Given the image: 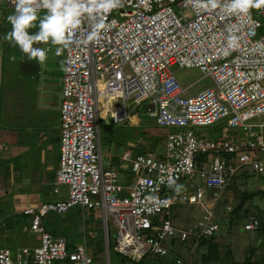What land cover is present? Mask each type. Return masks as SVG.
Listing matches in <instances>:
<instances>
[{"label":"built area","instance_id":"built-area-1","mask_svg":"<svg viewBox=\"0 0 264 264\" xmlns=\"http://www.w3.org/2000/svg\"><path fill=\"white\" fill-rule=\"evenodd\" d=\"M207 2L121 0L105 14L97 39L88 40L92 28L84 20L69 47L58 45L63 74L52 191L60 197L22 209L23 230L37 243L0 246V264H97L85 241L69 249L63 236L44 225L50 214L73 207L101 210L107 256L113 227V250L133 261L172 255L175 264H193L191 257L184 261L175 253L169 239L211 235L219 228L215 217L230 179L242 170L264 174V5L237 13L226 9L229 0H218L215 8L204 7ZM2 4L15 7L13 0ZM174 65L198 68L213 84L188 94L197 81L182 85ZM117 98L144 102L155 125L177 130L167 133L163 154L136 153L129 174L105 167L99 144L102 100L115 121L128 118L125 106H110ZM223 121L237 129L234 137L210 138L193 130ZM4 148L0 142V154ZM184 181L177 191L176 184ZM192 182L193 192L186 191ZM60 186L66 187L64 195ZM178 202L198 205L203 216L177 228L171 210ZM223 208L226 216L231 205ZM236 220L251 231L264 223V214Z\"/></svg>","mask_w":264,"mask_h":264},{"label":"rangeland","instance_id":"rangeland-1","mask_svg":"<svg viewBox=\"0 0 264 264\" xmlns=\"http://www.w3.org/2000/svg\"><path fill=\"white\" fill-rule=\"evenodd\" d=\"M172 7L177 14H180L182 11L176 4H173ZM14 12L15 8L6 10L7 15L14 14ZM45 12L46 10H41L39 15L42 17ZM38 23L39 21L37 20V26L29 29L30 33L36 30L35 28L38 27ZM43 45L44 44H41L37 47H41ZM53 49L47 53V60L43 65H41L38 60H30L27 58L29 59L30 63L34 64V67L36 66V72H32V78L27 82V84H29L27 87L30 90L27 92L29 97L33 96V98H35V96L39 95L42 83L45 82V78H43V75L41 76V72L43 73L44 70H47V73L53 77L52 81L54 84H57L59 76L62 73V61L61 57H59V62H57L58 64L55 62L53 58ZM45 66L48 68L44 69ZM172 71L184 86L197 81L187 92L191 95L203 89L204 87L213 84L212 80L209 77L203 76V73L198 68H183L174 65L172 66ZM52 88L54 89V87ZM57 89L59 92V87H57ZM21 93H18L19 96H21ZM51 95L57 96V94L54 93ZM45 102L46 100H44V106L46 105L44 109L48 108V110H50V102ZM109 104L114 108H122L124 106L120 98L110 99ZM125 105V111L129 117L120 121H115L113 118H111L112 116L110 113L106 111L107 103L104 100L100 102L99 137L101 153L104 161L103 163L105 165V161L109 158L108 156H110L111 152H114L118 157H120L126 150H131V157H133L138 150L146 153H155V151L160 152L161 143H159V139L157 137L163 136V138H165L167 133L177 131L175 128L159 127L155 125L153 118L146 115L147 112L144 109V102L139 105L131 102V100H128ZM44 109L43 112L46 114L47 110ZM52 115L53 111H49L48 115L38 117L39 120L36 119V122L40 123L41 125H50V116ZM193 130L195 131L196 135H204L210 138H220L223 134H226L228 137L230 135L231 137H234L233 135L238 133L237 129L227 127L225 121L218 122L207 127H195ZM155 154L157 155L158 153ZM131 157H129V160ZM185 183L186 181L176 184V188L177 186L181 188ZM193 185L194 183L192 182L190 187L188 186L186 188V191L193 192ZM262 187H264V178L260 179L255 175L250 176L246 181H242L241 178L238 181V188L241 190L252 191ZM223 198H227V200L231 202L235 200L234 194L230 191H225ZM7 202L8 204H6ZM11 203L12 201L10 199H0V246L14 248L30 243L27 241L32 240L30 237L32 235L23 231L20 224L21 222H25V219L20 215H15V211L13 210L14 207ZM253 203L256 204L258 208L264 210V201L255 198L253 199ZM21 209L22 208H20V210ZM1 210L4 211L2 212ZM171 211L174 225L177 228H181L197 221V219H200L204 214V211L198 205L187 203L183 204L181 202L175 203ZM257 213V208L251 206L249 214L256 215ZM215 220L220 226L218 231L219 234L224 236L222 241L231 244L236 258H243L245 246L249 243H254L253 241H255L253 231L244 230L241 221L236 220L232 223L231 233H229L228 220L226 217H216ZM44 225L46 229L53 235H61L67 241H69V245L71 244L69 249H72L74 245H76L79 241H82L84 238L83 236L85 235V243L87 245L88 253L93 257L101 255L100 258L97 259L99 264H147L144 262L141 263L138 261H133L127 256L119 254L113 250L112 247L115 238V231L113 227H111L112 247L109 251V255H106L107 253L104 249L106 236L100 209L94 208L93 210L83 212L80 207H73L62 214H50L47 218H45ZM150 257L152 256L148 255L146 257L147 259L144 260L150 263L151 259H148Z\"/></svg>","mask_w":264,"mask_h":264},{"label":"crops","instance_id":"crops-1","mask_svg":"<svg viewBox=\"0 0 264 264\" xmlns=\"http://www.w3.org/2000/svg\"><path fill=\"white\" fill-rule=\"evenodd\" d=\"M13 8L15 7L5 4L0 5V142L5 145L0 154V199L7 198L12 201L15 215H20L25 219V222L20 224L23 229V225L27 223L26 217L22 215L21 210L23 208L36 206L41 202L60 197L53 193L52 188L56 182V171L59 164V107L63 55L60 50L57 52L59 46H51L50 42L33 45L37 47L44 44L40 48L49 47L50 50L47 53L54 47L53 58L57 63L59 57H61L62 73L57 84H54L53 77L47 73V70L41 72L45 82L42 83L39 95L35 98L33 96L29 97L27 92L30 90L27 87L29 85L27 82L32 78V72H36V66L34 67V64L29 62L28 56L20 50L19 46L4 39L6 33L12 29V25L7 20L10 14L7 15L6 10ZM35 29L32 33L38 31V27ZM13 56H15V60L12 59ZM47 68L45 66L44 69ZM57 87H59V92ZM18 93H21V96ZM52 93L57 94V96H52ZM44 100L50 102V110L48 108L44 109L46 107V105L44 106ZM123 104L126 106V103ZM43 109L47 110L46 114ZM49 111H53V115L50 116L51 119L49 118L50 125H41L36 122V119L39 120L38 117L48 115ZM157 138L159 139V137ZM164 140L163 136L159 140L161 150L160 152L155 151V153H158L157 156L164 153ZM128 152L129 157H131V150L124 151L120 157L111 152L109 158L105 161L106 165L104 163L103 165L120 173L129 174L130 160L129 158L125 160L123 158ZM148 153L156 155L154 152ZM102 162H104L103 156ZM65 191L66 187L60 186V194L64 195ZM20 208L22 209L20 210ZM30 234L32 240L27 241L30 243L23 245H32L37 242L36 236ZM82 241H85V235ZM69 246L71 244L68 243Z\"/></svg>","mask_w":264,"mask_h":264},{"label":"clouds","instance_id":"clouds-1","mask_svg":"<svg viewBox=\"0 0 264 264\" xmlns=\"http://www.w3.org/2000/svg\"><path fill=\"white\" fill-rule=\"evenodd\" d=\"M13 3L15 12L7 17L12 29L4 39L19 46L30 60H38L43 65L50 49L34 47V44L50 42L51 45L67 48L73 43L84 20L92 28L88 40L97 39L104 27L105 14L120 6L121 0H13ZM217 3L218 0H208L203 6L215 8ZM262 5L264 0H229L225 7L231 12L248 13L250 8L259 9ZM197 6H200L199 0ZM42 9H46V12L41 17L39 13ZM37 20L38 31L30 33L29 29L37 26ZM234 40V37L230 39V47L234 46ZM12 59L15 60V56ZM176 190L179 191V186Z\"/></svg>","mask_w":264,"mask_h":264},{"label":"trees","instance_id":"trees-1","mask_svg":"<svg viewBox=\"0 0 264 264\" xmlns=\"http://www.w3.org/2000/svg\"><path fill=\"white\" fill-rule=\"evenodd\" d=\"M160 139L161 137H159V140ZM138 151L137 153H145L141 150ZM198 158L200 159L202 157L199 156ZM252 175L260 179L264 178V174H255L250 170L239 171L230 179L224 190V192H232L235 200L231 202L228 201L227 198L224 199L222 196L219 201V208L217 209L218 214L216 217L223 216L220 210L221 207L223 208L226 205H231V210L226 216H223L228 220L229 233H231L232 223L236 218H244L250 215L249 211L251 206L257 208V216L264 214V210L258 208L257 205L253 203V199L255 198L264 201V187L252 191L238 188V181L240 178L242 181H246ZM218 231L219 228L211 235H205L199 238L192 235L186 241H181L179 237L175 236L170 238L168 242L174 247L175 253L184 259V261H187L189 257H191V262L193 264H264V223L255 230H251L253 231L255 241L245 246L243 258L240 259L236 258L231 244L222 241L224 236L219 234ZM100 256L101 255L94 256L97 264H99L97 259L100 258ZM144 259L147 258L145 257L138 262L147 264H175V257L172 255L165 257L152 256L148 258L151 259L150 263L146 262Z\"/></svg>","mask_w":264,"mask_h":264},{"label":"water","instance_id":"water-1","mask_svg":"<svg viewBox=\"0 0 264 264\" xmlns=\"http://www.w3.org/2000/svg\"><path fill=\"white\" fill-rule=\"evenodd\" d=\"M144 107H146V106H144ZM150 108H151V106H149Z\"/></svg>","mask_w":264,"mask_h":264}]
</instances>
